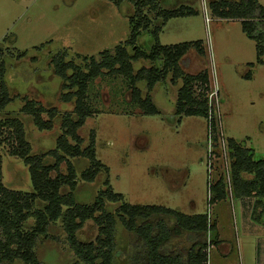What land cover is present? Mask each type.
<instances>
[{"label":"rangeland","instance_id":"374dc122","mask_svg":"<svg viewBox=\"0 0 264 264\" xmlns=\"http://www.w3.org/2000/svg\"><path fill=\"white\" fill-rule=\"evenodd\" d=\"M208 2L159 0L162 9L187 5L196 14L168 19L157 34L158 41L164 46L201 42L203 53L200 55L191 48L180 64L188 73L202 69L207 72L210 87L217 93L219 130L227 139L251 148L253 159L258 160L264 156V56L257 62L255 41L242 32L239 19L216 17ZM258 2L264 8V0ZM133 11L132 0H124L119 6L112 0H0V60L5 63V80L12 97L7 110L18 111L25 99L36 100L45 107L54 106L59 112L71 110L73 101L64 103L60 99L64 90L61 79L53 73L52 56L65 51V61L71 59L83 65V56H96L124 44L130 36L128 16ZM145 11L151 19V28L139 34L137 45L149 52L155 42L151 30L160 18H155V12ZM128 51L132 52L130 48ZM158 64L161 62L140 59L133 63V68L136 71ZM170 77L168 74L149 92L159 112L156 115L141 114L130 103V87L120 75L94 78L86 93V101L94 112L79 134L86 140L89 132H94L96 158L108 167L111 189L120 193L124 202L161 205L185 214L206 213L205 118L184 116L177 122L174 110L181 82L173 83ZM137 86L145 95V83L139 82ZM19 117L33 153H42L54 146L60 133L59 118L52 130L39 131L29 116L20 114ZM72 162L78 170L85 166L83 160ZM224 164L221 160L215 161V180L222 175ZM0 169L4 186L31 191L27 166L21 158L10 155L6 142H0ZM102 187V177L93 182L78 179L76 195L81 201L89 202ZM238 203L233 195L227 196L220 236L232 246L230 263L237 262L239 250L243 264H254L256 251L264 246L262 235L256 234L255 238L245 235L249 233L242 224L244 217L240 216ZM214 204L210 205V218L213 219V214L219 226ZM117 206L118 203H106L110 211ZM32 224L30 219L26 227ZM263 225L264 217L260 227ZM96 233V225L89 220L78 230L77 237L89 241ZM208 239L206 236V243ZM178 240L174 241L178 248L189 247L186 240ZM116 241V262L128 264L133 235L118 227ZM212 245L207 244V264H214L222 257L220 248ZM36 253L46 264H72L75 259L59 222L51 225L47 237L39 239Z\"/></svg>","mask_w":264,"mask_h":264},{"label":"trees","instance_id":"16d2710c","mask_svg":"<svg viewBox=\"0 0 264 264\" xmlns=\"http://www.w3.org/2000/svg\"><path fill=\"white\" fill-rule=\"evenodd\" d=\"M112 1L118 6L124 2ZM132 2L134 11L128 16L130 36L124 44L103 50L96 56H83V65L71 59L65 61V51L52 56L53 73L61 79L64 90L60 99L64 103L73 101L69 111L59 112L56 107H45L33 99H25L18 111L7 110L12 97L5 80V63L0 60V142L7 143L10 155L23 160L31 183L29 192L9 189L1 180L0 169V264H46L39 259L36 245L40 238L48 236L51 225L56 222L60 223L75 257L72 264H119L116 262L118 227L133 235L128 264H207V248L217 243L215 221L206 213L185 214L161 205L124 202L123 196L111 189L108 167L96 158L94 132L90 131L86 140L79 134L86 119L94 112L86 101L88 84L101 75H120L126 79L130 103L139 108L141 114L156 115L159 112L149 92L170 74L171 82H181L174 110L177 122L184 116L207 117L206 95L210 90L207 72L202 69L188 73L180 64L191 48L200 55L203 53L201 42L164 46L157 36L168 19L194 15L195 9L187 5L162 9L159 0ZM208 7L218 18L239 19L242 32L255 41L257 62H261L264 56V8L258 0H209ZM146 9L155 12V18H160L159 24L151 30L155 42L149 52L137 45L139 34L151 28ZM140 59L161 64L134 71L133 63ZM139 82L145 83V95L137 86ZM20 114L29 116L39 131L52 130L59 118L60 133L54 146L45 152L33 153ZM227 145L232 194L236 198H256L252 216L259 220L263 209L261 198H264V156L254 160L252 149L234 139L228 138ZM73 159L85 161L84 168L78 170ZM97 177H102L103 187L91 201H81L76 195L78 179L93 182ZM226 197L224 181L220 177L211 187L209 202L212 204ZM106 203H118V206L110 211ZM30 219L33 224L26 227ZM89 220L97 227L95 238L78 239V230ZM176 239H185L189 247L178 248L174 243Z\"/></svg>","mask_w":264,"mask_h":264},{"label":"built area","instance_id":"2783aa9c","mask_svg":"<svg viewBox=\"0 0 264 264\" xmlns=\"http://www.w3.org/2000/svg\"><path fill=\"white\" fill-rule=\"evenodd\" d=\"M206 21H209L207 12L204 10ZM208 111L205 118L206 123V167H207V217H211V187L220 177L224 181V189L227 196H232V182L230 178V157L229 149L227 145V138L224 136L223 131L219 129V111L217 93L213 89L208 91L207 95ZM221 160L225 164L222 169V175L215 180L216 167L214 165L216 160Z\"/></svg>","mask_w":264,"mask_h":264},{"label":"crops","instance_id":"0c3cea01","mask_svg":"<svg viewBox=\"0 0 264 264\" xmlns=\"http://www.w3.org/2000/svg\"><path fill=\"white\" fill-rule=\"evenodd\" d=\"M237 199L239 200L238 208H239V211L241 213L240 216L244 217V219L242 220V224H244L245 231L247 233H249V234H245V235H248L250 237L255 238L256 234L261 233V235H262L261 238H262V241L264 243V225L260 227V224H262V219L264 217V198H261L262 204H263V209H262V213L259 217V220H255L252 216L253 209H254V203L256 201V198L247 196V197H241V198H237ZM216 202L214 204V206H215L214 207V215H216L217 218L219 216V221H220L222 219V217L224 216V213L226 211L227 197L223 200H219ZM191 205H192V207H194V203L191 202ZM212 218L214 220H216L215 221V236L217 239V243L212 245V247L218 246V248H220V255L222 256L214 264H232V263H230L231 260H228V256L232 252V246H229L227 243H224L225 239L222 238L223 235L220 236V234L223 233V226L221 227V221H220V224L218 226V219L213 217V214H212ZM240 225H241V223H240ZM257 226H259V227H257ZM184 240L181 239V241H184ZM236 259H237V262L235 263V261H234V264H243V262H241L243 257H241L239 250L237 252V258ZM254 261H255L254 264H264V246L258 248V250L256 251V257H254Z\"/></svg>","mask_w":264,"mask_h":264}]
</instances>
